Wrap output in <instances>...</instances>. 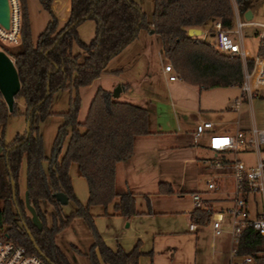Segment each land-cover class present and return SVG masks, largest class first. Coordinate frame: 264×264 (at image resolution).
<instances>
[{
  "label": "trees",
  "instance_id": "trees-1",
  "mask_svg": "<svg viewBox=\"0 0 264 264\" xmlns=\"http://www.w3.org/2000/svg\"><path fill=\"white\" fill-rule=\"evenodd\" d=\"M25 1L19 0V41L1 49L16 70L19 88L14 98L22 100L28 133L26 137L24 132L16 135L7 144L0 136V234L24 247L27 254L37 255L44 264H70L55 244L54 236L72 219L81 218L92 237L86 252L89 264H138L141 255L138 243L129 251L119 246L109 248L96 232L89 208L99 205L105 210L112 203L114 215L127 218L138 214L131 193L116 194L114 167L132 154L134 138L148 133L146 109L119 101L112 98L110 92L97 88L83 121L78 122L80 100L76 91L97 78L107 62L143 29L158 35L164 58L176 77L185 84L200 89L239 87L242 81L240 58L222 54L208 42L187 35L188 28L205 30L215 21L223 29H233L232 2L152 0L150 19L147 20L134 0H67L68 14L59 24L51 10L52 0H37L49 19L33 40ZM252 1L233 0L240 11L248 8ZM86 19L92 20L94 28L91 39L85 43L79 39L76 26ZM72 45H76L79 51L72 53ZM257 55L264 58V36L257 47ZM245 66L250 69L252 60L246 59ZM60 89H72L76 93L66 111L60 114L63 121L57 127L50 154L45 156L38 124L50 115L47 109L49 99ZM15 113L14 103L11 112H7L0 100V124ZM64 140L65 148L58 158ZM44 160L45 169L42 168ZM22 161L25 166L24 191L37 224L26 214L24 200L18 194ZM71 163L76 165L78 175L87 185L84 205L74 200L68 177ZM157 191L164 195L173 193L168 183H159ZM56 192H62L67 200L73 199L75 208L63 214L59 202L53 197ZM115 197L117 199L113 201ZM41 201L52 207L49 225L40 208ZM260 211L257 205L250 207L248 217L258 216ZM212 212L210 207L193 208L190 222L207 224ZM71 248L80 253L74 246ZM234 255L240 258L250 256L252 264H263L264 237L251 227L240 229L234 243Z\"/></svg>",
  "mask_w": 264,
  "mask_h": 264
},
{
  "label": "rangeland",
  "instance_id": "rangeland-1",
  "mask_svg": "<svg viewBox=\"0 0 264 264\" xmlns=\"http://www.w3.org/2000/svg\"><path fill=\"white\" fill-rule=\"evenodd\" d=\"M134 1L145 14L146 19L149 20L152 10V0ZM256 3L258 7L253 14L252 20L255 23H262L264 22V0H257ZM25 4L30 24L31 36L32 39L35 40L38 33L44 28L49 16L40 7L37 0H26ZM62 12L63 10L59 9L56 11L58 16L55 15L60 24L62 21L59 18L61 17ZM260 31L261 29L259 26H243L240 30L242 40L241 46L250 57L257 55V46L259 42L257 32ZM149 32L150 31L144 29L140 30L134 40L128 43L107 62L104 71L108 72L115 70L116 72L114 73H116V75L114 77L102 75L100 79L94 80L89 85L79 87L77 89L76 92L80 100V106L77 114L78 122L83 121L88 104L95 90L99 88V85H103L102 88L108 90L110 94H112L113 89L121 83H128L131 85L129 90L131 93L135 90L140 93H145L146 96L147 94L149 96L151 91L161 92L164 94L165 87L163 78L159 75V69L162 67V64L164 65L170 63L164 58L163 54L158 57L156 49L157 46H160L159 37L157 34H151ZM230 36L234 39V41H239L237 34L231 32ZM196 38L208 43L214 41V36H211L210 33L205 32L204 30H202V33ZM145 45L149 49V53H147V55H145L143 49ZM5 47V44L0 43V49L4 50ZM261 89L262 88H259L254 91L257 97L255 96L251 99V109L254 118L264 122V92ZM76 92L72 89H60L55 91L49 99L47 109L50 112V115L38 124L45 156L50 154V148L55 137L57 127L63 121L62 115L60 114L66 111L70 99L74 97ZM115 99L135 105H140L142 102L138 99L134 100L133 98H129L127 95H120ZM0 100H2L1 95ZM13 103L17 109V113L8 115L4 123L0 124V136H3V142L5 144L9 143L16 135H21L25 128V120L22 114L24 110L22 100L15 97L13 98ZM65 144L66 140L62 143L58 158L62 155ZM204 154L206 157L203 162L196 160V172L194 176L191 174V178L193 177L195 180L193 184L184 185L180 193L163 195V197L157 198V200H159L157 201L158 203L154 201V206L158 205L160 209L165 211L164 214L159 216L161 217L159 219L160 223H154V226L157 227V229H160V232L158 233L160 236L157 237V240L159 241H154V244H152L151 240L145 236L135 237L133 243H131L128 236L135 228H140V225L136 224L135 221L129 222L128 219H125L122 223H117L114 220L113 222L110 221L111 216L118 218L122 217L112 214V203H109L105 210L99 205L91 206L89 208V213L93 215V226L104 243L109 247H114V249L116 246L121 247L122 245H124L125 248L131 249L134 244L138 243V250L141 252V255L138 258V264H166L164 254L161 252L166 245L173 246L175 249L174 260L171 264H185L187 262H190V264H210V242L213 240L218 243L221 240L223 243H227V241L231 238L228 232L231 226V217L229 214L225 213V209L228 206L224 208L222 205L225 203L221 204L219 200H216L212 209L213 211H221L224 214L223 221L221 222V232L219 235L211 238L212 233L210 222L203 225H197L196 231H189L187 229L188 221H186L185 214L183 213V211L192 208V200L188 191L193 188H202L203 190H207L205 187V180L207 178H211L217 182V188L214 190H208L210 195L219 199L222 198L225 193H228L230 197H232L233 181L230 175V170L226 167L217 169L222 172L224 171V174H221V176H214L207 170V167L210 168V163L214 160H223V157L211 156V152L207 151L204 152ZM248 158H250V161L252 160L250 155ZM42 168H46L45 160L42 161ZM19 169L18 194L19 197L23 199L22 183L24 182L22 164ZM68 177L70 179L75 202L84 205L87 200V185L84 178L78 175L77 167L73 163L68 166ZM135 199V209L136 207L143 210L147 209V202L143 197L136 196ZM248 199L250 201H253L254 199L260 208L259 195H250ZM74 200L69 199L66 204L60 205L63 214H67L75 208ZM113 201H115V199ZM40 208L45 212L47 224L49 225L50 213L52 212L51 205L46 201H41ZM25 211L26 214L30 216L26 209ZM174 220L177 222L175 223ZM195 233H198L196 238L194 235ZM91 238V233L85 222L81 218H75L71 221L67 228H64L56 234V243L70 263L89 264L87 256L84 254L87 250L85 251L84 247L85 245H89L88 243L91 242ZM69 243L79 245V248L83 250V253H76L73 251L70 248L71 246ZM152 245H154V247H152ZM149 252L150 254H148Z\"/></svg>",
  "mask_w": 264,
  "mask_h": 264
},
{
  "label": "crops",
  "instance_id": "crops-1",
  "mask_svg": "<svg viewBox=\"0 0 264 264\" xmlns=\"http://www.w3.org/2000/svg\"><path fill=\"white\" fill-rule=\"evenodd\" d=\"M231 2L234 12V22L238 19L240 22L245 23V27L251 26L247 24L249 22L255 23L253 22L252 17L258 7L256 1L253 0L248 8H244L241 11L237 9L233 0H231ZM59 9L63 10L61 17H58L62 21V24L68 14V1L52 0L51 10L54 15L58 16L56 11ZM245 10L250 11L249 20H245L243 17ZM212 25L213 24L207 27L204 31L209 32V30L212 29ZM93 28L94 25L92 20L86 19L79 23L76 26L79 39L82 42H88L93 35ZM149 33L152 34L153 32ZM210 35L214 36L213 33H210ZM71 49L72 53L79 51L76 45H72ZM143 49L145 55H147V53H149L148 47L145 45ZM156 53L158 57L162 55L161 45L157 46ZM246 58L251 59L252 57L248 56L246 53ZM159 70V75L162 76L164 82V94L151 91V94L149 96L147 94V97L145 93H140L135 90L131 93L129 91L131 85L128 83L118 84L120 87L118 96L127 95V97L133 98L134 100H141L144 103L141 102L139 106L144 107L147 112L148 133L135 137L133 140L132 154L127 159L116 163L114 167V189L116 194L120 195L126 192L131 193L134 197L135 205L136 196H141L147 202L148 206L145 210L136 207L138 214L131 217H110V221L112 222L114 220L117 223H122L125 219H128L129 222L135 221L136 224L140 225V228H135L128 236L131 243H133L135 237L145 236L151 240L152 244H154V241L160 236V234H158L160 229H157V227L154 226V223H160L159 219L161 217L159 216L164 214L165 211L160 209L158 205L154 206V201H159L157 198L163 197L164 195L158 193L157 185L159 183H168L173 191L172 194H174L180 193L184 185L193 184L195 180L193 177L191 178V174L194 176L196 172V160L203 162L206 157L204 152H209L206 148L208 135L212 133L232 135L238 130L247 132L252 127L264 129V122L257 120L253 116L251 109L252 100L248 101L244 98L236 107H233L234 100L240 94V88L238 86L200 89L195 86L187 85L178 78L173 81H168L166 79V73L163 72V64ZM114 72L116 71L111 70L105 72L103 70V72L94 80L100 79L102 75L114 77L116 75ZM122 85H126L127 87L123 88ZM102 86L103 85H99V88H102ZM102 89L109 92L104 88ZM261 90L264 92V87ZM200 121L211 122V128L205 129L201 136L195 138V127ZM211 156H214V154L211 153ZM248 157L249 156L241 155L243 160L249 159ZM21 164L23 165L24 182V161H22ZM207 170L214 176H221V174H224V171L222 172L221 170L213 168L207 167ZM22 186L24 194V183H22ZM188 192L190 193V196L193 192L199 193L202 207L205 206L213 209L216 200H219L221 204L225 203L222 205L224 208L230 206L232 203L231 197L228 193H225L222 198L216 199L209 194L208 190H203L202 188H193ZM114 199L116 200L117 197ZM192 209L193 207L183 211V213L185 214L186 221H188L187 229L189 231H196L197 225L191 223L189 219ZM213 212L218 211L215 210ZM174 222L176 223L177 221L174 220ZM189 224H193L195 226L194 229H189ZM197 234L198 233L194 234L195 238L198 236ZM211 236V238H214L217 235ZM54 242L58 246L56 243V235L54 236ZM91 243L92 238L91 242L88 243L89 245H85V251L88 250ZM69 245L71 247L74 246L80 251V253H83V250L79 248V245H74V243H69ZM152 247H154V245H152ZM109 248L114 249V247ZM121 248L124 251L130 249L125 248L124 245H122ZM210 248V264H237L241 259L231 252V238L227 243H223L221 240L216 243L212 240L210 242ZM86 252H84V254H86ZM161 252L164 254L166 264H171L174 260V247L166 245ZM185 264H190V262Z\"/></svg>",
  "mask_w": 264,
  "mask_h": 264
},
{
  "label": "built area",
  "instance_id": "built-area-1",
  "mask_svg": "<svg viewBox=\"0 0 264 264\" xmlns=\"http://www.w3.org/2000/svg\"><path fill=\"white\" fill-rule=\"evenodd\" d=\"M6 2L8 7V27L4 28L0 25V43L11 46L19 41L20 6L19 0H6ZM247 24L260 27L261 31L257 32L259 46L260 40L264 36V22H249ZM244 25V22L236 19L234 29L226 30L221 28L218 21H215L212 25L214 41L209 43L216 51L228 56H238L241 59L242 81L239 85L240 94L234 100L233 107H236L244 98L248 101L251 100L256 96L254 91L264 87V58L256 55L251 58V68L247 69L245 66L246 51L241 46L240 34V30ZM231 32L237 34L238 42L234 41L230 36ZM163 72L166 73L168 81H173L177 78L170 64L163 65ZM209 128H211V122L200 121L195 127L194 137L201 136L204 130ZM206 148L214 156L223 157V160H214L209 164V167L213 169L226 167L231 173L233 181L232 203L225 209V213L231 217L229 234L232 241L231 252L234 254V243L240 229L251 227L260 236L264 237V129L252 127L247 132L238 130L232 135L212 133L207 137ZM241 155H250L252 160L250 161V158L243 160ZM205 187L207 190H214L217 188V182L207 178ZM254 194L260 196L261 211L256 217H248L247 209L258 206V203L248 199L250 195L253 196ZM191 200L193 208L202 207L201 197L198 192L191 194ZM223 215L221 211H218L212 212L210 216L209 222L213 236L221 232ZM188 227L189 229H194L195 226L189 224ZM0 264L44 263L37 255L27 254L24 247L14 244L0 234ZM237 264H252V259L250 256H243Z\"/></svg>",
  "mask_w": 264,
  "mask_h": 264
},
{
  "label": "water",
  "instance_id": "water-1",
  "mask_svg": "<svg viewBox=\"0 0 264 264\" xmlns=\"http://www.w3.org/2000/svg\"><path fill=\"white\" fill-rule=\"evenodd\" d=\"M243 17L245 20H249L250 18V11L245 10ZM0 25L4 28L8 27V7L6 0H0ZM152 32V30H150ZM201 34V29L199 28H188L187 35L188 36H198ZM19 88V82L16 74V70L13 66L12 60L0 50V95L2 98L3 103L6 106L7 112H11L12 105H13V98L17 93ZM120 90L119 85H117L113 91L111 96L116 98L118 96V92ZM25 137L28 133V122H25L24 128ZM9 149V148H8ZM1 152V146H0ZM53 197L56 201L59 202L60 205H64L67 203V197L62 192H56L53 194ZM23 200L25 204L26 210L29 212L31 219L34 223L37 224V218L35 216L34 211L29 206L26 193L24 191ZM36 252L39 254V251L35 247Z\"/></svg>",
  "mask_w": 264,
  "mask_h": 264
}]
</instances>
